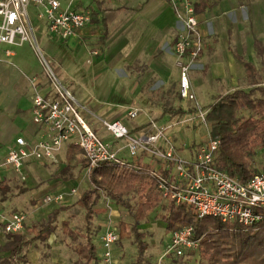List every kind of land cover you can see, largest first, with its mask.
<instances>
[{
	"label": "built area",
	"instance_id": "1",
	"mask_svg": "<svg viewBox=\"0 0 264 264\" xmlns=\"http://www.w3.org/2000/svg\"><path fill=\"white\" fill-rule=\"evenodd\" d=\"M166 1L173 5L184 24L174 50L180 69V94L183 99L195 101L190 70L204 50L196 10L202 0ZM30 7L38 9L37 19L46 21L51 34L64 40L75 36L92 21L90 10L63 8L58 0H0V63L4 61L3 56H14L13 48L32 43ZM33 43L41 55L46 81L43 84L36 78L31 81L34 88L32 120L42 128L44 138L33 144L25 138H17L6 157L7 167L21 174L25 164L56 162L68 146L80 150L89 173L102 163L124 165L147 157L158 165V168L152 167V175L157 179L165 201L191 206L200 218L214 217L224 223L248 227L264 220V174L242 183L219 169L216 155L220 141L211 137L210 130L204 143L197 148L183 146L189 152V158L179 155L169 132L186 122L197 121L208 127V110L197 104L194 112L185 115L188 116L185 119L183 116L168 125L151 121L146 129L137 133L119 120L102 119L100 123L114 143L108 142L92 129L86 116L90 114L87 106L60 81L40 47L35 41ZM138 114L139 110L134 109L128 112V117L134 120ZM69 194H76V189ZM65 196L63 193L50 194L43 201L48 205H59L64 202ZM0 220L7 234H19L25 230L27 216L22 211L10 214L0 212ZM119 241L116 228L103 234L99 264H116L113 248ZM199 247L200 239L195 237L194 227L186 226L171 233L164 257L191 259L197 257Z\"/></svg>",
	"mask_w": 264,
	"mask_h": 264
},
{
	"label": "rangeland",
	"instance_id": "2",
	"mask_svg": "<svg viewBox=\"0 0 264 264\" xmlns=\"http://www.w3.org/2000/svg\"><path fill=\"white\" fill-rule=\"evenodd\" d=\"M228 2L230 3V0H228ZM232 2H234V0H232ZM235 4V8L231 4L230 6H227V11L230 10L229 20L226 19V22L223 18L222 21H220V27L222 26L221 28L223 31L221 33L217 32L212 37L203 39L204 50L199 58L195 60L190 70L192 93L193 91H196L195 84L197 80L202 77L207 78L203 66L199 65L200 60L204 59V57L208 58L214 53V51L220 52L222 50L224 53L230 50L233 54L243 57L248 61H252L261 76V86H264V0H236ZM171 6L173 7L172 4ZM183 27V22L176 15L174 32L170 33L167 39L164 38L163 42L160 43L155 50L151 47L144 48L142 50V55L139 56L138 64L133 67L134 70L132 69L131 72H128L126 69L129 55L121 51L120 45H118L119 36L112 32L106 38V44L108 46L105 48L106 54L103 58L104 60L102 64L110 69L116 79L121 81V84L119 85L121 88L118 90V94L115 95L116 98H121L122 101H127L128 103L140 100L148 104L149 109L158 112L178 106L192 111L197 104L200 107L205 108V106L208 107L215 101L213 97L205 96L204 91L206 90L214 92L213 94H218L216 97L218 98L221 95L235 91V89H243L248 92L253 88L252 86H248L245 80L234 85H230V81H220L218 86L212 85V88H210V84L207 81L208 79H206L205 86H202L203 91H201V96L199 95L195 101L183 99L180 94L177 56L174 51L175 44L179 35L183 31ZM200 33L202 37H204L201 31ZM32 39V43L24 44L27 46L19 49L20 60L27 64V67H25L27 74L31 75L40 67L42 70L41 78L46 81V73L43 68L44 65L40 61L41 55L33 43L35 41L40 47V51L43 52L47 58L55 75L75 95L72 87L68 86L65 80L61 77L54 60L49 57L44 47L40 44L34 29ZM99 44L102 43L97 39L94 43L88 45V52L92 55L97 54L95 46ZM218 60H222V58ZM204 66L207 68L209 67L207 61ZM165 69H169L168 72H171L167 75L162 74L160 70ZM32 80L33 78H31L30 81ZM202 92L204 93L202 94ZM82 104L86 105L90 112V114L88 113L86 116L91 123L92 129L98 135L100 134L99 131H101L100 135L104 137V135H106L105 132L107 131L100 123V120L104 119L103 116L98 114V112L88 104ZM121 107L123 108V106ZM130 109V105L124 107V115L126 118L128 117ZM14 117V115L8 116V119L10 118L14 120ZM187 117L188 116H185L184 119ZM128 119L132 120L129 117ZM179 120L181 119L179 118ZM175 127L176 128L171 130L169 134L173 137L175 129L179 130L177 135H180L177 141H175V146L179 150V155L183 158H189L190 154L188 151L183 150L182 143H186L188 145L187 147L195 149L198 145L204 143L207 138L208 130H210L209 126L205 127L197 121L186 122L185 124H179ZM2 149L3 147L0 141V183L3 182L2 179H5V184L2 186L3 189H0V206L9 201L14 204L13 207H11L10 204L7 205L5 209L1 208V210L6 212H11V210L22 211L26 214V222L29 223V225H39L40 220L46 218L47 214L51 211L50 209H58V204L48 205L44 203L43 200L50 195L47 191H45L44 195L41 197L38 194L45 190L48 184H50V181L59 179L60 189L56 194L63 193L66 195L65 197L68 195L70 196V202H67L66 204L63 202L59 204V207L63 204L66 206L70 203L68 205H71V209L66 213H61L56 227L57 240H55L53 236L52 238L57 243H62L63 248H68L69 255L66 264H77L78 256L75 252V248L78 243L85 241L84 236L88 229L84 218L85 209L77 203V200L79 198L78 195H82L90 188L88 178L89 170L82 153L78 152L74 158L72 177L64 178L61 174L67 165L66 158L61 155H63L65 149L60 153L61 157L59 156V162L61 161L64 164L65 161L64 167L59 172L55 171V168H52L53 172L55 171L54 173L52 170L49 171L43 167L45 163L33 162L31 168L25 164L21 170V174L16 173L13 169L6 166V153L2 152ZM256 151L257 154L255 156L254 168L257 169L258 173L264 174V147L257 146ZM35 167H40V169L43 170V173L41 175L36 173V171L33 170ZM50 172L53 174L51 175ZM73 188L77 190L76 194H68ZM128 198L135 208L137 206V197L130 195ZM96 208L99 209V213L89 227L91 229L92 241L97 248L98 255H100L103 252L101 245L103 234L111 228H116L118 230V224L120 222L131 224L133 219L127 209L117 206L106 196L101 198ZM46 209L48 211H46ZM162 213L163 210L161 208L157 209L139 226L140 231L146 233L147 237L144 240L149 245L148 250L145 252L146 264H196V260L199 257V251L197 252V257L191 259L176 258L175 256L164 257L166 246L171 238V233L166 231V224L160 217ZM63 222H68L70 230L76 234L77 240H73V236L64 231ZM49 251H47V253H49ZM113 256L117 259L116 264H136L140 253L135 240V235L133 234L130 238L120 240L113 248ZM14 263L27 264L18 261V257L16 259L12 258L11 262L8 264Z\"/></svg>",
	"mask_w": 264,
	"mask_h": 264
},
{
	"label": "crops",
	"instance_id": "3",
	"mask_svg": "<svg viewBox=\"0 0 264 264\" xmlns=\"http://www.w3.org/2000/svg\"><path fill=\"white\" fill-rule=\"evenodd\" d=\"M58 1L61 3L63 8H70L76 11L90 10L91 8V23L78 31L75 36L64 40L49 32L46 21H40L37 19V8L30 7L29 15L33 29L40 44L44 47L49 57L54 60L61 77L65 80L68 86L72 87L76 97L82 103H86L94 108V110L103 116V118L107 121L119 120L123 122L133 133L146 129L151 121H155L161 125H168L169 123L175 122L181 118L179 114H176L174 111H170L181 109L179 106L158 112L156 110L149 109V105L140 100L128 103L127 101H122L121 98H116L115 95L118 94V90L121 88V86H119L121 81L116 79L110 69L102 64L104 60L103 58L106 54L105 48L108 46L106 44V38L112 32L119 36L118 45H120L121 51L129 55L128 63L126 64L128 72H131L133 67L138 64L139 56L142 55V50L144 48L151 47L155 50L157 46L163 42L164 38L167 39L170 33L174 32L176 18L175 11L168 1ZM202 3L203 2L201 1L197 4L196 10L199 21V29L204 35V39L212 37L217 32L221 33L223 31L221 28L222 26L220 27V21H222L223 18L225 20H229L230 10L227 11V6H230L231 4L234 7L236 5V0H234V2L230 0V3L228 0H207L208 5L201 8ZM97 39L102 44L95 46L97 54L92 55L88 52L87 46L94 43ZM26 46L27 45L13 48L14 56L12 58H6L3 56L4 61L0 63V141L4 149H2V152L6 153V157L10 147L15 143L17 138H25L31 144L44 138L42 128L35 125L32 120L34 88L30 80L31 78H36L39 82H41V84H43L45 80L41 78L42 70L40 67L31 75L27 74L25 69L27 64L21 61L19 56V49ZM238 57L240 56L233 54L230 50L226 53L222 50L220 52L214 51V53L208 58L204 57V59L200 60L199 65L203 66V69L206 72V74H204L207 75V78L202 77L197 80L195 84L196 91H193L196 98H198L199 95L201 96V91H203L202 86H205L206 79H208L207 81L210 84V88H212V85L218 86L220 81H230V85H234L245 80L248 86H251L247 80L246 69L244 65L239 62ZM220 58H222V60H218ZM244 60L252 63L250 60ZM206 61L209 64L208 68L204 66ZM252 64L255 66L254 63ZM165 70H160V72L166 75L171 72H168L169 69ZM178 71L180 79L179 67ZM204 92L206 97H213V99H216L218 96V94H213L214 92H211L210 90H206ZM204 92H202V94ZM129 105L131 106L129 111L134 109L139 110V114L134 120H129L128 117L126 118L124 115V107ZM121 106H123V108ZM182 109L184 108L182 107ZM13 115L15 116L14 120L10 118L8 119V116ZM99 132L101 134V131ZM178 132L179 130L177 129L173 132L172 139L174 141H177L180 135H177ZM105 133L106 135H104V137L100 134L99 135L106 141L114 143L109 134L107 132ZM182 144L185 145V147L188 146L186 143ZM69 147L70 146L66 147L63 155H61L66 158V165ZM59 156L56 162L45 163L43 167L49 171H51L52 168H55V171L59 172L65 165V161L64 164L61 161L59 162ZM142 159L144 163L158 168L157 163L149 158L143 157ZM31 165L32 163H29L26 166L31 168ZM33 170L39 175L43 173V170L40 169V167H35ZM52 172H50L51 175L54 173ZM4 180L5 179H2L3 182L0 183L1 190L3 189L2 186L5 184ZM49 183L50 184H48L45 190L38 194L40 197L44 195L45 191L50 194H56V192L59 191V179L50 181ZM80 196L81 194L78 195L79 198ZM69 199L70 196L68 195L64 200V204L70 202ZM10 204L11 207H13L14 203L11 201L0 206V212L6 214L18 212L12 210L11 212H6L1 210V208L5 209V207ZM64 204L60 207H63ZM68 204L65 207L69 208L59 213L58 220L61 213H66L71 209V205ZM57 206L59 209V205ZM50 210L51 211L47 214L46 218H42V220H40L39 225L46 223L57 209L52 208ZM46 211L48 210L46 209ZM58 220L55 223L56 227ZM39 225H29V223L26 222L25 230L21 234L27 235L28 228ZM52 236L55 240H57L56 230L46 241H36L27 246L21 255H26L25 263L66 264L69 255L68 248L65 247L66 245L64 246L65 248H63V244L54 241ZM12 241V236L5 232L4 224L0 220V264H3L6 259L10 258L11 253L7 249V246ZM47 251H49V253H47ZM13 258L16 259L17 257ZM78 260L79 257L77 262ZM115 261H117L116 258Z\"/></svg>",
	"mask_w": 264,
	"mask_h": 264
},
{
	"label": "trees",
	"instance_id": "4",
	"mask_svg": "<svg viewBox=\"0 0 264 264\" xmlns=\"http://www.w3.org/2000/svg\"><path fill=\"white\" fill-rule=\"evenodd\" d=\"M202 2L201 8L208 5L207 0ZM238 60L244 65L248 83L253 88L248 92L237 89L221 95L204 109L208 110L206 120L211 137L220 141L217 167L232 178L246 183L260 174L254 168V161L257 146L264 147V86H261V76L256 67L241 57ZM170 111L180 117L194 112L182 108ZM78 152L77 147L68 148L67 166L61 174L64 178L72 177V163ZM88 178L90 188L77 201L85 209L84 218L88 226L85 241L75 248L79 257L77 264H99L89 226L99 213L96 207L103 196L127 209L133 219L131 224L120 222L118 233L120 240L135 235L140 253L136 264H146L145 252L149 247L144 240L146 233L141 232L139 226L159 208L163 210L160 217L166 224L167 232L172 233L186 226L194 227L195 237L200 239L196 264H264V220L248 227L224 223L214 217L200 218L191 206L176 205L171 200L164 202L158 181L152 175V166L142 159L124 165L102 163L90 171ZM130 195L137 197L135 208L128 198ZM68 208L60 207L46 223L28 228L27 235L10 234L13 241L7 249L11 256L3 263H10L13 257L26 262V255L21 256L24 249L36 241H46L56 230L59 213ZM62 224L64 231L77 240L68 222Z\"/></svg>",
	"mask_w": 264,
	"mask_h": 264
}]
</instances>
